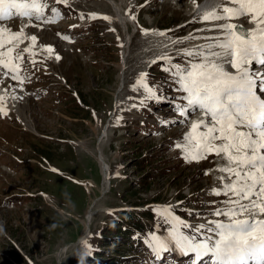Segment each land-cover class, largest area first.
<instances>
[{
    "label": "rangeland",
    "instance_id": "374dc122",
    "mask_svg": "<svg viewBox=\"0 0 264 264\" xmlns=\"http://www.w3.org/2000/svg\"><path fill=\"white\" fill-rule=\"evenodd\" d=\"M190 1L72 0L87 12L81 14L93 31H75L80 39L66 52L55 43L64 61L53 67L47 98L19 105L24 115L16 109L27 122L0 120V264H170L171 259L163 262L168 252L153 247V236L171 235V217L184 206L191 214L202 208L208 212L200 217L214 216L203 205L218 199L216 161L202 165L205 159L192 164L182 158L175 145L190 129L187 117L174 110L185 104L182 91L164 70L169 65L150 66L166 51L182 54L175 64H184L183 53L200 45L203 38L184 39L194 29L183 25L195 17L185 7ZM54 39L50 34L47 42ZM148 70L152 95L137 83ZM160 94L170 96L171 104L161 109L163 101L154 102L153 112L143 114L139 106ZM163 118L172 127L159 129L157 119ZM176 118H185L182 126ZM123 211L153 217L144 220L143 229L132 219L125 226L134 230L124 234L118 230L123 220L116 219ZM180 231L189 235L192 229ZM117 235L121 240L113 239Z\"/></svg>",
    "mask_w": 264,
    "mask_h": 264
},
{
    "label": "snow or ice",
    "instance_id": "6c2138e0",
    "mask_svg": "<svg viewBox=\"0 0 264 264\" xmlns=\"http://www.w3.org/2000/svg\"><path fill=\"white\" fill-rule=\"evenodd\" d=\"M55 5L70 6L69 0H0V22L19 18L29 22L25 27L56 23L62 16ZM244 18L252 28L234 22ZM102 19L110 21L106 16ZM200 22L210 24L206 31L214 35L185 51L184 64L161 59L170 64L164 70L184 93L186 103L177 105L178 114L188 117L195 112L203 117L192 121L183 142L175 145L183 151L182 158L199 162L215 155L227 162L217 169L225 175L218 177L222 187L213 189V194L225 196L228 206L212 213L226 222L190 225L171 217L175 221L171 238L185 254H194L197 264L206 257L210 264H264V219H260L264 215V0H218ZM26 39L30 46L20 49ZM37 40L35 35L26 36L23 28L13 32L0 27V69L5 78L25 82L24 56L37 55L33 51ZM43 50L54 52L51 46ZM29 62L38 63L34 58ZM145 75L137 83L152 95ZM3 101L0 96V114L7 115ZM170 215L166 210L165 216ZM176 225L192 229L193 235H185ZM153 241L154 248L168 251L166 241L155 236Z\"/></svg>",
    "mask_w": 264,
    "mask_h": 264
},
{
    "label": "bare ground",
    "instance_id": "6f19581e",
    "mask_svg": "<svg viewBox=\"0 0 264 264\" xmlns=\"http://www.w3.org/2000/svg\"><path fill=\"white\" fill-rule=\"evenodd\" d=\"M75 1V0H74ZM177 1V3H180V1L181 0H176ZM213 2H215V0H207L203 5H201V6H199V4L200 3H198V1L197 0H195V3L193 2V1H190V3H186V5H185V7H186V9H187V11H188V14H195V13H197L198 12V15H199V12H203V11H206V10H208L209 9V4H212ZM181 8V7H180ZM189 9V10H188ZM80 16H82V14L80 15ZM192 19V18H191ZM241 21L243 22H241V24H243V25H247V26H249V27H253V25H251V24H249L248 22H247V19L246 18H244V19H241ZM238 23H240V22H238ZM188 27H191L192 26V24H188L187 25ZM89 28H91V24L88 26V27H86L85 28V30H87V29H89ZM206 29H208V27L207 28H205V29H203V30H200V31H198V32H202V33H204V32H206ZM28 31H30V32H35V29L33 28V27H28ZM61 30H57L56 28H54L53 27V29H52V32L53 33H56V32H60ZM201 33V34H202ZM205 35H207V36H209L210 34H204V36L203 37H205ZM212 35H214V34H212ZM155 38V37H154ZM155 41H157V40H155ZM152 43H153V41H152ZM204 43V42H203ZM202 43V44H203ZM24 44L26 45V46H29L30 44H31V42L29 41V40H25V42H24ZM160 44V43H159ZM179 45L180 44H182V43H178ZM164 46V45H163ZM153 47V46H152ZM69 48V47H68ZM163 48V47H162ZM161 48V49H162ZM155 49V48H154ZM159 49H160V47H159ZM164 50V49H163ZM158 51V50H157ZM150 52V51H149ZM155 53H157V52H155ZM158 53H159V51H158ZM161 53V52H160ZM145 54H146V57H144V58H148L147 56V54L148 53H146L145 52ZM26 55H28V54H26ZM152 55H153V53H152ZM145 56V55H144ZM64 61V60H63ZM62 61V62H63ZM62 62L59 64V65H61L62 64ZM73 65V64H72ZM36 66H34L33 67V69L35 68ZM229 71H231L232 69H228ZM35 77H39V76H36L35 74H33ZM6 78L5 77H0V81H2V86H3V88L1 89V95L0 96H2V97H4V98H6L7 96H6V94H5V92L7 91V89L9 88V86H8V84L12 81L11 79H8L7 81H5L4 82V80H5ZM175 81V80H174ZM179 95V97H183L184 95H182V94H178ZM31 100V99H30ZM29 101V100H28ZM160 101H163V102H161L160 104H159V107L161 108V106L163 107V105L165 104L166 105V101L164 100V99H161ZM3 103L6 105V108H7V110H9L10 109V105H8V104H6V102H4L3 101ZM25 105L26 104V102H21V104L20 105ZM22 107V106H21ZM21 107L19 108V107H17L18 108V112L19 113H21V114H23L22 113V111H21ZM24 108V107H23ZM162 109V108H161ZM174 110H177V108L176 107H174ZM20 114V115H21ZM163 114H165V113H163ZM16 115H18V114H16ZM24 115V114H23ZM169 115H171L169 112H167V116H169ZM19 116V115H18ZM28 116V115H27ZM26 116V117H27ZM29 117V116H28ZM33 118V117H32ZM185 119V118H184ZM184 119L182 120V122H184ZM199 119H202V116L200 115V114H198V113H195V112H189V115H188V117H187V120L185 121V124L186 123H188L189 122V127H190V125H191V123H192V121H195V120H199ZM25 120V119H24ZM168 120H169V118H167V122H168ZM26 121V120H25ZM28 121V120H27ZM26 121V122H27ZM30 121H31V119H30ZM35 121V120H34ZM180 123V122H179ZM13 124V123H12ZM17 125V124H16ZM26 128H28V127H26ZM2 149L0 148V151H1ZM0 154H1V152H0ZM208 158L209 159H211L210 161H212V160H215L216 162V164H215V170L214 171H212V172H214L215 173V181H213L214 183H213V185H217V186H222V182H221V180H219L218 179V177H220V176H222V175H225L224 173H221V172H219L217 169L218 168H220L221 166H223V165H225L227 162L225 161V160H223V159H221L220 157H217V156H215V155H208ZM210 161H208L207 163H209ZM207 163H203L202 165H205V164H207ZM212 166V165H211ZM216 186V187H217ZM221 201H226V197L225 196H223V198L221 199ZM225 204V206H224V208H220V209H225L228 205L226 204V203H224ZM216 209H214L213 208V212L215 211ZM170 249H172V247H170V246H168ZM178 255H179V252L177 253ZM180 254H182V255H184L185 253L183 252V251H181L180 250ZM175 258H177L178 259V257H175ZM180 259H182V257H179Z\"/></svg>",
    "mask_w": 264,
    "mask_h": 264
},
{
    "label": "trees",
    "instance_id": "16d2710c",
    "mask_svg": "<svg viewBox=\"0 0 264 264\" xmlns=\"http://www.w3.org/2000/svg\"><path fill=\"white\" fill-rule=\"evenodd\" d=\"M40 154H42V155H46L47 156V154L46 153H44V151H40ZM47 157H49V156H47ZM125 216L126 217H132V215L131 214H129V213H126L125 214ZM121 232H124V231H121ZM19 259H20V257L19 256H17Z\"/></svg>",
    "mask_w": 264,
    "mask_h": 264
}]
</instances>
